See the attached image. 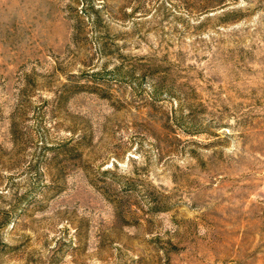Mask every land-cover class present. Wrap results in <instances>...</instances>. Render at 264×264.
<instances>
[{
    "label": "rangeland",
    "instance_id": "rangeland-1",
    "mask_svg": "<svg viewBox=\"0 0 264 264\" xmlns=\"http://www.w3.org/2000/svg\"><path fill=\"white\" fill-rule=\"evenodd\" d=\"M0 264H264V0H0Z\"/></svg>",
    "mask_w": 264,
    "mask_h": 264
}]
</instances>
